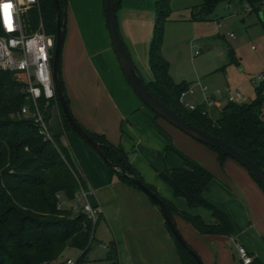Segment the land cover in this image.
Listing matches in <instances>:
<instances>
[{
  "label": "crops",
  "instance_id": "crops-1",
  "mask_svg": "<svg viewBox=\"0 0 264 264\" xmlns=\"http://www.w3.org/2000/svg\"><path fill=\"white\" fill-rule=\"evenodd\" d=\"M156 1L123 0L117 11L127 50L140 72L151 73L148 52L152 33L147 28L155 17ZM104 5L105 0H68L62 75L70 110L85 129L104 135L114 145L121 144L144 180L155 186L178 210L204 218L208 214L200 210L203 208L189 209L187 201L175 196L172 188L159 177L164 163L161 164L163 161L158 156L163 152L165 141L154 131V115L139 99L123 72L107 28ZM199 53L195 50V54ZM203 89L198 96L190 94L193 96L190 105H204L210 114L212 107L219 108L224 100L226 103L218 109L219 117L228 102L226 93L218 96L207 90V97L214 102L210 106L204 101ZM156 124L179 147L184 141L203 153L206 160H211L209 165L202 163L215 176L203 197L228 216L234 230L233 236L201 234L174 214V222L184 240L203 264H242L237 245L248 250L252 262L264 264V191L235 160L228 158L220 165L217 154L209 148L198 146L199 142L169 128L163 120H156ZM49 126L52 135H61L63 144L70 146L92 190L89 202L101 209L99 222L109 227V237L105 240L118 245L120 264H182L160 210L145 193L123 183L117 175H111L101 156L85 141L64 131L56 103L51 109ZM173 166L180 164L173 160ZM114 225L119 230H115Z\"/></svg>",
  "mask_w": 264,
  "mask_h": 264
},
{
  "label": "trees",
  "instance_id": "trees-1",
  "mask_svg": "<svg viewBox=\"0 0 264 264\" xmlns=\"http://www.w3.org/2000/svg\"><path fill=\"white\" fill-rule=\"evenodd\" d=\"M122 1L114 0L116 12L121 8ZM170 1L157 0L155 4L157 23L148 52L152 79L145 82L148 90L185 121L231 144L264 170V120L261 118L264 107V81L256 86V96L250 103L228 102L216 119L210 116L204 105L195 109L186 107L181 102V96L188 91L189 84L176 83L172 79L169 63L162 53L164 25L170 15ZM233 1L235 0H202L198 12L201 17L193 16V20H206L219 3ZM238 1L248 4L251 11L257 12L261 11L264 4V0ZM58 2L66 37L68 0ZM40 18L46 31L56 37L58 28L54 0H39L38 6L26 11L24 21L28 32L36 30ZM262 21L264 28V20ZM59 78L69 104L62 75V55ZM24 88L25 85L13 78L12 73L0 72V264H43L62 257L69 248H76L82 252L78 264L86 256L92 240L95 239V229L101 214L93 223L83 212L82 207L74 210L70 206H61L62 201L66 205L73 202L80 186L87 189L88 183L70 146L63 144L61 135H53L52 140H45L43 135L39 134L33 119L22 114L23 106H31ZM55 103L60 111L64 131L72 132L81 138L66 119L58 98L52 100L47 107V120L50 119L51 109ZM41 104L43 105L44 101H41ZM153 114L152 122L156 130L167 140L166 152L177 154L185 165L177 168L166 166L164 171L159 172V177L172 188L175 196L187 201L189 209L203 208L209 211L211 220L206 221L199 214L178 210L172 202L160 195L155 186L144 180L130 163L129 155L121 144L114 145L104 135L88 131L81 124L80 126L101 145L105 157L101 158L111 175H117L120 181L138 189L122 174V170L128 167L135 177L165 203L172 216L174 214L181 216L201 234L233 236L234 230L228 216L203 197L215 176L200 162L174 146L170 135L156 124V120L164 119L154 112ZM201 144L217 154L220 165L231 158L214 147ZM248 172L261 188L257 179L250 171ZM59 195L62 199L58 197ZM151 202L154 204L152 200ZM174 241L182 264H199L175 238ZM187 245L194 251L188 243ZM195 254L200 259L196 252ZM108 257L112 264H120L116 242L109 244ZM200 261L202 262L201 259Z\"/></svg>",
  "mask_w": 264,
  "mask_h": 264
},
{
  "label": "rangeland",
  "instance_id": "rangeland-1",
  "mask_svg": "<svg viewBox=\"0 0 264 264\" xmlns=\"http://www.w3.org/2000/svg\"><path fill=\"white\" fill-rule=\"evenodd\" d=\"M201 4L202 0H171L170 15L164 25L162 53L169 63V73L176 83L186 82L190 88L189 92H186L183 104L186 107L193 104L190 98L198 96L203 87H207L209 94H219L218 96L228 91H239L244 96L240 103H250L256 96L257 83H254L253 80L264 70V28L262 24L264 4L261 11L257 12L251 11L248 4H243L238 0L231 3L222 2L217 5L206 20H193V16L201 17L198 14ZM118 23L126 45L122 34L123 25L119 16ZM156 23V17H154L153 21L148 24L147 29L152 34ZM231 34L233 36H230ZM195 50L200 53L195 54ZM138 72L144 82L152 79L150 71L141 70L140 72L139 70ZM13 78L21 82L20 76L13 75ZM225 103L223 100L219 108L212 107L210 116L213 119L218 117V109L222 108ZM147 110L151 115H154L150 109L147 108ZM261 118L264 120V107ZM167 126L176 130L170 124ZM154 131L165 141L163 152L158 156L163 161L161 164L164 163L163 171L166 166L174 167L173 160L179 162V167H185L183 160L177 154L166 152V138L156 128ZM170 138L174 146L185 155L201 164L209 165L211 160L208 158L206 160L204 154L199 150L184 141L180 142L181 146L179 147L173 142L171 136ZM197 144L208 149L201 143ZM61 206L69 207L70 205H66L62 201ZM200 210L208 214L204 219L209 221L210 212L204 209ZM105 225L101 221L97 223L95 239L92 240L86 256L78 264H112L108 257L110 242L105 240L109 237L110 230ZM114 229L119 230L116 225H114ZM81 253L79 249L69 248L62 257L78 261Z\"/></svg>",
  "mask_w": 264,
  "mask_h": 264
},
{
  "label": "built area",
  "instance_id": "built-area-1",
  "mask_svg": "<svg viewBox=\"0 0 264 264\" xmlns=\"http://www.w3.org/2000/svg\"><path fill=\"white\" fill-rule=\"evenodd\" d=\"M10 2V23L7 22V14L0 6V72H10L13 75L20 76V81L25 85L27 99L31 106L25 105L22 108V114L30 116L39 134L43 135L45 140H52L49 121L46 117V109L52 100H57V94L53 82L52 60L56 37L49 34L40 18L39 25L33 32H28L24 21V14L31 8L38 6L39 0H0V5ZM230 36H233L232 34ZM198 53V52H197ZM264 81V70L253 80L260 84ZM204 101L207 105H213L214 102L207 97V87H204ZM219 95V94H218ZM186 93L181 96L183 102ZM228 102H241L243 96L241 93L228 91L225 94ZM44 101V104H41ZM190 109L196 106L189 105ZM92 190L87 184V189L80 186L75 194V200L70 202V207L78 210L82 207L90 220L95 223L101 213L99 207L93 206L89 202V196ZM61 198V196H58ZM237 255L242 264H251L252 257L248 250L241 245H237ZM43 264H77V261L71 258L60 257L58 259L44 262Z\"/></svg>",
  "mask_w": 264,
  "mask_h": 264
},
{
  "label": "water",
  "instance_id": "water-1",
  "mask_svg": "<svg viewBox=\"0 0 264 264\" xmlns=\"http://www.w3.org/2000/svg\"><path fill=\"white\" fill-rule=\"evenodd\" d=\"M55 10L57 14V28L58 33L56 36V42L53 53L52 60V74H53V82L57 94V98L61 104L63 113L68 120L71 127L81 136V138L91 145L92 148L103 158L104 153L102 151L101 145L95 142V140L91 137V135L84 130L80 124L76 121L73 114L71 113L69 104L66 101V97L63 91V87L61 84V80L59 78L60 72V60L63 50V44L65 40L64 35V25L61 21V9L58 0H54ZM105 17L107 28L111 37L112 44L114 46L115 52L117 54L120 65L123 69V72L129 81L132 89L135 91L139 99L142 103L154 112L156 115L164 119L166 122L179 129L183 133L192 137L193 139L214 147L226 155L231 157L233 160L241 164L248 171L252 173V175L257 179L261 188L264 191V170L254 163L252 160L247 158L244 154L239 152L235 147L231 144L221 140L220 138L206 132L205 130L196 127L195 125L185 121L179 114H177L173 109L168 107L165 103L161 102L157 97H155L147 88L144 80L140 76L137 67L133 63L126 45L122 39L119 24H118V16L115 10L114 0H105ZM110 166H113L110 164ZM122 174L129 178L130 181L137 186L143 193H145L156 205V207L162 213L167 226L169 227L171 233L173 234L176 241L184 247L188 252L194 256V258L199 262V264H203L198 256L192 251L183 236L177 229V226L174 222V218L170 213L169 209L165 205V203L155 194L153 193L141 180L134 176L132 170L130 168H126L122 170Z\"/></svg>",
  "mask_w": 264,
  "mask_h": 264
},
{
  "label": "snow or ice",
  "instance_id": "snow-or-ice-1",
  "mask_svg": "<svg viewBox=\"0 0 264 264\" xmlns=\"http://www.w3.org/2000/svg\"><path fill=\"white\" fill-rule=\"evenodd\" d=\"M2 8L5 10L6 14H7V22L10 23V9H11V3L10 2H6V3H3L2 5Z\"/></svg>",
  "mask_w": 264,
  "mask_h": 264
}]
</instances>
